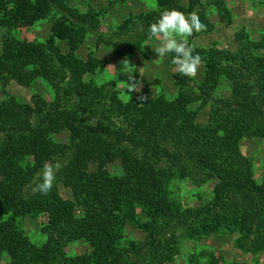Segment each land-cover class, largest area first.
<instances>
[{
    "label": "trees",
    "instance_id": "1",
    "mask_svg": "<svg viewBox=\"0 0 264 264\" xmlns=\"http://www.w3.org/2000/svg\"><path fill=\"white\" fill-rule=\"evenodd\" d=\"M188 4L207 25L189 45L210 74L200 83L175 74L172 100L153 98L146 85L144 104L138 106L121 102L113 86L90 87L84 81L106 66L76 54L88 34L100 37L97 46L103 42L101 14H80L66 0H0L1 87L26 84L35 73L54 91L50 102L35 97L24 104L7 95L0 103V263L7 256L9 264H171L182 240L219 236H235V247L245 255L264 254V181H255L250 160L238 151L245 139L264 140V69L253 55L264 44L237 35L236 52L193 47L192 39L212 28L200 2ZM210 4L221 22H231L225 0ZM165 9L183 11L180 0H156V11L131 17L114 36L126 32L128 46L139 50ZM49 18L54 22L45 43L16 37ZM222 82L229 95L216 98ZM207 107L200 124L199 111ZM53 126L68 133L67 145L54 141ZM56 158L63 165L60 178L73 182L75 202L61 198L55 183L47 195L32 193L33 178ZM115 162L118 174L108 169ZM185 178L197 187L215 181L212 199L183 208L170 184ZM42 214L46 241L36 246L21 222ZM130 225L147 235L145 244L126 239ZM77 242L88 253L69 257L66 248Z\"/></svg>",
    "mask_w": 264,
    "mask_h": 264
},
{
    "label": "rangeland",
    "instance_id": "2",
    "mask_svg": "<svg viewBox=\"0 0 264 264\" xmlns=\"http://www.w3.org/2000/svg\"><path fill=\"white\" fill-rule=\"evenodd\" d=\"M205 9L208 22L211 25V32L199 35L192 39L195 48L208 49L216 45L217 49L229 52H236L238 43L236 36H247L249 41L259 45L264 44V0H225L226 7L231 16V22L224 24L220 21L217 13L211 7V0H198ZM189 0H180L185 14L191 13ZM66 5L80 14L94 11L101 14L99 20V35L102 41L97 46L95 35L88 34L77 57L85 61L88 57L100 59L106 63L103 70L95 75L85 77L84 81L90 87L113 86L119 93V99L123 103H134L143 106L144 100L138 99L147 85V89L153 98L163 95L166 99L172 100L176 97L173 76L177 74L175 65L170 60L169 54L159 57L154 52L159 46L156 39H151L141 44L139 50L131 45L126 32L121 38L114 36L115 31L131 17L140 16L156 11V0H118L114 5L109 0H66ZM53 18L38 22L33 27L28 28L16 37H21L28 41L45 43L51 36V26ZM120 34V33H119ZM4 31L0 28V48ZM192 38L189 37L190 40ZM58 47L63 53L67 52L64 44L58 43ZM122 49V50H120ZM253 55L259 59V66L264 69V47L257 48ZM127 51L128 55L123 56L120 52ZM127 59L136 80L141 82L139 93H127V75L122 71L123 61ZM114 66V68H113ZM127 67V66H126ZM210 74L208 68L201 64L196 77L192 78L195 83H200L206 74ZM3 92H6L4 94ZM7 95L20 100L24 104H31L35 97L50 102L54 98V91L35 73H31L30 82L19 84L14 81L8 83L6 88L0 85V103L7 101ZM131 99H130V96ZM229 95L227 85L222 82L215 97L226 98ZM197 107H194L196 110ZM209 113V108L199 111L197 122L205 123ZM53 139L60 145H67L68 133L59 126L52 127ZM241 155L250 160L253 168V176L257 183L264 181V140L245 139L238 145ZM112 174L119 173V163L115 162L108 167ZM215 181H211L201 187L194 186L187 178L176 179L170 184V191L173 199L185 209H195L208 203L212 199V192ZM55 185L58 188L61 198L75 202L76 194L73 191V182L69 178H60L57 173ZM80 215L78 211V216ZM47 218L40 215L35 218H26L21 222L22 229L36 245L41 246L46 237L41 234L40 229L46 225ZM126 239L138 244H145L147 235L137 230L133 225L126 228ZM235 236L231 237H211L198 242L182 240L179 255L171 264H264V254L250 256L241 253L235 247ZM88 247L77 242L70 244L66 248L69 257L87 254ZM0 264H9V259L4 256Z\"/></svg>",
    "mask_w": 264,
    "mask_h": 264
},
{
    "label": "clouds",
    "instance_id": "3",
    "mask_svg": "<svg viewBox=\"0 0 264 264\" xmlns=\"http://www.w3.org/2000/svg\"><path fill=\"white\" fill-rule=\"evenodd\" d=\"M206 29L207 25L201 21L196 10L185 14L177 9H165L160 13L159 18L150 24L147 30V38L149 40L154 38L159 42V46L154 50L159 57L172 54V63L175 65L176 71L183 76L194 78L203 60L198 53L193 54L194 49L189 45L188 38L194 33L206 31ZM122 63V71L127 75L128 82H125L127 93H139L141 82L132 75L134 71L130 70L131 66L128 60L125 59ZM138 99L143 100L145 98L141 95ZM62 167L63 165L58 158L54 159L53 162L46 161L40 172L33 178L32 193L47 195Z\"/></svg>",
    "mask_w": 264,
    "mask_h": 264
}]
</instances>
